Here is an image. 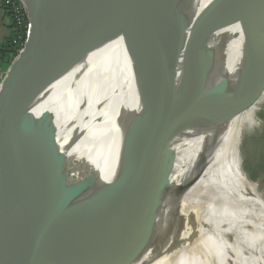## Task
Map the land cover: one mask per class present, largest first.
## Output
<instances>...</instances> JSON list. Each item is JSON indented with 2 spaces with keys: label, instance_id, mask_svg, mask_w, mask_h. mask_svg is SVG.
<instances>
[{
  "label": "water",
  "instance_id": "obj_1",
  "mask_svg": "<svg viewBox=\"0 0 264 264\" xmlns=\"http://www.w3.org/2000/svg\"><path fill=\"white\" fill-rule=\"evenodd\" d=\"M21 1L28 34L0 82V264H128L168 181L175 137L237 115L247 77L235 88L227 80L239 59L227 63L226 37L234 33L247 72L264 66V0H205L188 23V0ZM116 37L130 72L107 92L117 131L89 126L99 100H83L84 90L60 130L49 113L36 123L27 112L36 95ZM106 132L113 147L87 154Z\"/></svg>",
  "mask_w": 264,
  "mask_h": 264
},
{
  "label": "bare ground",
  "instance_id": "obj_2",
  "mask_svg": "<svg viewBox=\"0 0 264 264\" xmlns=\"http://www.w3.org/2000/svg\"><path fill=\"white\" fill-rule=\"evenodd\" d=\"M204 2L188 0L184 22H190ZM226 40L227 63L232 55L239 59L227 68V80L235 88L239 86L241 76L249 73L236 93L237 115L214 127H186L175 137L171 145L174 160L168 181L150 214L141 250L128 264H263L264 204L256 203L254 198L264 194V185L254 191L246 179L240 146L245 131L259 124L254 114L264 98V66L258 68V72H247L248 59L243 60L238 53L240 45L234 33ZM86 57V62L73 64L36 95L27 109L36 123L49 113L54 115L60 130L67 102L72 103L84 90L83 100H99L87 113L89 126L97 127L100 133L106 127L117 131L115 113L110 108L114 99L107 92L115 84L126 87L130 81L129 65L120 38L112 39ZM256 73L262 79L255 87ZM71 103L69 107L76 106ZM94 138L99 142H92L89 155L103 154L106 145L113 147L114 136L110 132L103 136L97 133ZM58 141L63 152L80 156L76 147L72 150L65 146V139ZM201 156L204 157L202 163ZM104 159L99 157L96 161L102 174L108 175ZM253 203H256L254 207ZM193 234L196 239L186 243ZM159 240H164L161 246H158ZM144 242L146 246L142 248Z\"/></svg>",
  "mask_w": 264,
  "mask_h": 264
},
{
  "label": "rangeland",
  "instance_id": "obj_3",
  "mask_svg": "<svg viewBox=\"0 0 264 264\" xmlns=\"http://www.w3.org/2000/svg\"><path fill=\"white\" fill-rule=\"evenodd\" d=\"M7 67L5 68V71ZM4 74L2 76V79L4 77ZM245 77H249V73L245 75ZM243 78L244 76L243 77L241 76V79ZM258 104H259V109L257 112H255L254 116L259 120V124L256 127L248 128L245 131L244 141L240 146V148L243 150V152L241 153L242 171L246 179L250 183L251 187H253L254 191L255 190L259 191L264 185V98L262 99V101L260 100ZM225 164L227 165L226 162ZM254 200L256 203L261 202L262 204H264V194H261V196L254 198ZM256 203H253L252 206L254 207L255 206L254 204ZM193 239L194 240L196 239L194 234L191 237L189 236L187 238L186 243L187 242L190 243ZM163 242L164 240H159L158 244L160 245L158 246H161ZM179 242H181V240ZM263 264H264V258H263Z\"/></svg>",
  "mask_w": 264,
  "mask_h": 264
},
{
  "label": "built area",
  "instance_id": "obj_4",
  "mask_svg": "<svg viewBox=\"0 0 264 264\" xmlns=\"http://www.w3.org/2000/svg\"><path fill=\"white\" fill-rule=\"evenodd\" d=\"M6 12L13 20L14 30L18 31L17 39L22 42L21 47L28 34V19L24 5L21 0H0ZM16 42V40H15ZM21 49V48H20Z\"/></svg>",
  "mask_w": 264,
  "mask_h": 264
},
{
  "label": "trees",
  "instance_id": "obj_5",
  "mask_svg": "<svg viewBox=\"0 0 264 264\" xmlns=\"http://www.w3.org/2000/svg\"><path fill=\"white\" fill-rule=\"evenodd\" d=\"M17 36L18 31L14 30L7 40L0 43V63L4 65V69L8 66L13 57L16 56L21 48L22 42L17 39Z\"/></svg>",
  "mask_w": 264,
  "mask_h": 264
},
{
  "label": "crops",
  "instance_id": "obj_6",
  "mask_svg": "<svg viewBox=\"0 0 264 264\" xmlns=\"http://www.w3.org/2000/svg\"><path fill=\"white\" fill-rule=\"evenodd\" d=\"M14 31L13 20L9 16L8 12H6L5 8L0 1V43L7 40ZM4 65L0 63V82L2 80V76L4 74Z\"/></svg>",
  "mask_w": 264,
  "mask_h": 264
}]
</instances>
